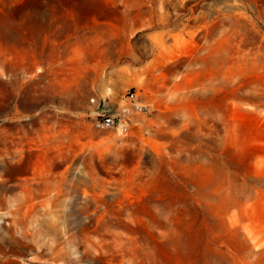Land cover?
Segmentation results:
<instances>
[{
	"label": "rangeland",
	"instance_id": "1",
	"mask_svg": "<svg viewBox=\"0 0 264 264\" xmlns=\"http://www.w3.org/2000/svg\"><path fill=\"white\" fill-rule=\"evenodd\" d=\"M0 264H264V0H0Z\"/></svg>",
	"mask_w": 264,
	"mask_h": 264
},
{
	"label": "built area",
	"instance_id": "2",
	"mask_svg": "<svg viewBox=\"0 0 264 264\" xmlns=\"http://www.w3.org/2000/svg\"><path fill=\"white\" fill-rule=\"evenodd\" d=\"M129 101L133 105L136 111L145 112L147 105L142 103L135 92L129 91L127 95ZM131 122L124 120L117 116L114 112H110L107 109H102L98 117L94 120V125L98 129L115 128L120 133H126L130 127Z\"/></svg>",
	"mask_w": 264,
	"mask_h": 264
},
{
	"label": "bare ground",
	"instance_id": "3",
	"mask_svg": "<svg viewBox=\"0 0 264 264\" xmlns=\"http://www.w3.org/2000/svg\"><path fill=\"white\" fill-rule=\"evenodd\" d=\"M253 209L251 208H248L246 207L244 210L242 211H239V212H235L233 214V219L236 221V222H242L244 221L245 219H247L249 216L250 218L253 217ZM255 236H259V234H256ZM260 243V239H259V242L258 244Z\"/></svg>",
	"mask_w": 264,
	"mask_h": 264
}]
</instances>
